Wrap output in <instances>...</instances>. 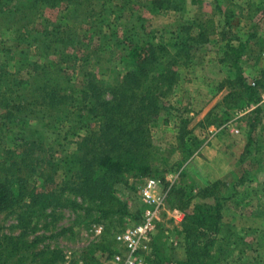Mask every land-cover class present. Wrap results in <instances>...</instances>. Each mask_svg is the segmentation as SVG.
I'll use <instances>...</instances> for the list:
<instances>
[{"label": "rangeland", "instance_id": "1", "mask_svg": "<svg viewBox=\"0 0 264 264\" xmlns=\"http://www.w3.org/2000/svg\"><path fill=\"white\" fill-rule=\"evenodd\" d=\"M148 1L107 0L110 6L101 12L96 22L99 30L92 38L89 35L90 21H95V16L88 18L85 9L89 8L92 14L98 13L102 9L101 1L77 0L79 6L67 7L65 3L51 6L49 3L36 5L33 0H11L0 10V48L6 43L17 50L25 49L31 62L37 66L47 64L51 67L49 73L53 79L61 83L59 95L64 97L63 104L54 109L48 110L42 104L41 92L26 90L25 93L27 100L38 102L31 108L33 113H26L31 117L30 124L37 126L45 142L57 150V159L66 152L71 153L78 138L97 131L98 118L90 115V102L93 98L102 102L111 100V93L100 92V89L115 86L124 75L128 67V60H123L127 51L125 39L128 33H125V28L134 16L141 14L145 19L144 31L148 35H139V38L164 45L172 54L175 52L174 36L182 25L202 23L207 39L203 45L195 44L188 65L182 63L186 56L181 58L176 68L179 81L170 95L160 94L166 89L164 85L156 89L155 95L159 97L162 109L158 118L148 124L150 149L146 162L151 169L150 174H124L116 179L113 186L115 200L107 204L105 209L109 208L105 214L96 210L95 204H88L80 198H74L80 208H49L36 216L24 218L22 223L18 221V211L1 212L0 240L6 237L32 244L26 251L10 257L9 264L21 258L28 264L44 253L56 250L61 252L59 264H64L67 259L88 256L104 261L100 258L101 246L110 244L116 231L138 221L148 208L140 197L148 179L157 181L161 201L150 249L152 254L158 251L163 264L177 261L179 250L176 248L184 249L181 223L186 213L195 204L213 203V197L217 196L225 198L224 224L234 227L236 235L243 239L238 242L241 248H247L241 254V260L237 259L236 249L233 257L221 264H264V116H259L260 123L253 134L256 143L252 146V155L239 163L244 149L234 152V148L245 146L249 119L242 114L249 109H237L234 101L227 108L222 103L230 90L228 81L234 78L230 62L223 61L225 41L235 40L233 44H236L237 39L248 40L247 56L242 59L243 74L248 82L259 80L264 70V15L261 11L253 15L256 7L264 6V0H198L195 4L184 0L181 12L167 11L155 15L144 8ZM53 28L72 30L81 43L79 49H71V45L66 47L65 63L59 64L62 58L53 54V50L60 46L58 42L53 43L50 49L43 44L26 47L17 42V38L27 36L33 30L52 32ZM52 34L53 37L57 35ZM98 34L102 37L98 38ZM180 34L187 33L183 31ZM189 34L196 36L198 29L191 28ZM251 34H256V37L250 38ZM131 41L134 43L136 39ZM2 60L0 54V62ZM87 66L103 83L94 93L82 91L85 80L79 69ZM7 71L13 75L12 80L32 77L34 85L43 82L42 77L32 71L24 70L18 75L12 66ZM35 118L39 121L33 120ZM185 120L189 134L183 145L178 135ZM120 122L128 129L127 118L122 116ZM16 142L18 139L15 137L12 142L0 135V158L5 157L7 151L16 150V144H19ZM197 146L193 155L186 158L185 151H192ZM257 147L261 149L259 153L255 152ZM253 157L257 163L252 165ZM1 170L0 177L3 176ZM61 179L59 172L55 180L59 183ZM178 189L185 194L186 200L189 198L184 211L177 207ZM204 189H208L212 197L202 198L200 192ZM178 213L180 215L176 216ZM96 222L105 226L103 235L95 236L92 231ZM173 242H178V245L173 247ZM152 258L153 262L158 261L154 255Z\"/></svg>", "mask_w": 264, "mask_h": 264}, {"label": "trees", "instance_id": "2", "mask_svg": "<svg viewBox=\"0 0 264 264\" xmlns=\"http://www.w3.org/2000/svg\"><path fill=\"white\" fill-rule=\"evenodd\" d=\"M100 1L102 9L98 13L92 14L89 8L85 9L88 11L86 12L88 18L95 16V21H90L91 38L97 34L96 30H99V23L96 22L101 12L105 7L110 6L106 3L107 0H96V2ZM10 2L11 0H0V10ZM191 2L195 4L198 0H191ZM33 3L36 5L49 3L51 6L65 3L67 7L79 6L77 0H33ZM183 3L184 0H149L144 8L153 15L167 11L181 12ZM255 7L254 5V9ZM255 10L253 15L259 11L264 15V6L260 5ZM74 11L76 12V7ZM144 22L145 19L139 14L134 16L129 26L125 28V33L128 35L125 39L127 51L123 60H128V67L115 86H109L105 90L101 88L102 81L96 79L95 73L89 70L88 66L86 69L84 67L79 69L83 72L85 80L82 85L83 92L94 93L101 88L100 92H109L112 97L111 100L104 102L95 101L93 98L89 113L93 118H98L97 131L78 138L75 149L71 153L62 154L58 159L56 158L57 150H54V147V149L51 148L50 143L45 142L37 126H31V117H28L26 113H33L31 108L38 102L27 100L25 93L26 90L34 91L33 93L41 92L42 104L48 110L54 109L63 104L64 97L59 95L62 90L61 83L53 79L52 74L49 73L51 67L47 64L37 66L36 63L31 62L25 49L17 50L16 47L7 46L6 43L1 44L0 54L3 60L0 62V111L3 112H0L2 121L0 135L6 136V139L12 142L15 137L18 139L16 143L19 144H16V150L7 151V155L0 158V166L3 167L2 170L0 169L3 174L0 177V213L18 211V221L22 223L24 218L36 216L49 208H80L74 199L80 198L83 201L86 200L88 204H95L96 210H101L105 214L109 208L105 209L107 204L115 200L113 186L116 179L124 174L139 176L150 174L151 169L146 162L150 149L148 124L158 118L159 111L162 109L161 101L155 95L156 89L164 85L166 89L160 94L170 95L179 81L176 68L181 63V58L186 56L182 63L188 65L195 44L203 45L207 43V40L206 29L202 23L193 22L192 26L182 25L174 36L175 52L172 54L164 45L144 42L139 38V35H148L144 31ZM191 28L198 29V34L194 37L189 34ZM52 30V32L33 30L27 36L17 38V42L25 44L26 47H38L43 44L47 46V49L58 42L60 46L53 50V54L62 58L59 64L65 63L66 47L71 45V49H79L81 43L72 30L62 28ZM183 31L187 34H180ZM52 33L57 35L53 37ZM254 35L251 34L250 38ZM101 37V34H98V38ZM133 38L136 39L134 43L131 41ZM248 43V40L237 39L236 44H232L230 40L225 42L223 49V61L230 62L234 78L228 81L230 90L222 103L227 108L230 107V102L234 101L237 109H249L244 113L245 118L249 119V127L245 134L246 143L239 163H243L248 156L252 155V146L256 143L253 134L260 123L259 116L261 114L264 116V102L261 103L262 95H264V71L260 73L259 80L254 86H251L243 74L242 59L247 54ZM9 66L15 67L18 75L24 70L38 73L43 82L40 85H34L32 77L18 80L16 77L12 80L10 78L13 75L7 71ZM14 87H16L15 90ZM122 116L128 120V129L124 123L120 122ZM33 120L39 121L36 118ZM11 128L17 130L13 131ZM52 133L55 134V131ZM188 134L185 120L179 127L178 135L183 145ZM198 146L188 152L184 149L186 158L192 156ZM260 150V147H257L255 152L259 153ZM256 161L257 159L253 157L252 165L257 163ZM59 172L62 174V179L57 183L55 177ZM178 193L177 207L184 211L187 209L189 198L186 200L185 194L179 189ZM200 196L207 198L212 197V194L208 192V189H204L200 192ZM224 202L223 197H213V203L195 204L192 210L186 213L181 223L185 258L174 261L172 264H221L228 262L236 249L237 259L241 260V254L245 253L247 248H241L238 242L241 243L243 239L236 235L234 227L224 224ZM95 224L102 225L99 222ZM102 228L105 229V226ZM104 229L102 235L105 232ZM121 230L113 234L110 244L101 246L100 258L104 261L109 260L117 252L114 235ZM0 241V264H9L10 257L32 246L31 243L6 237ZM152 255L158 261L153 262L151 258L150 264H163L164 260L158 251L154 254L151 252V257ZM61 260V252L56 250L44 253L28 264H59ZM99 260L91 256L79 259L81 264H99ZM26 261L21 258L14 264H27Z\"/></svg>", "mask_w": 264, "mask_h": 264}, {"label": "built area", "instance_id": "3", "mask_svg": "<svg viewBox=\"0 0 264 264\" xmlns=\"http://www.w3.org/2000/svg\"><path fill=\"white\" fill-rule=\"evenodd\" d=\"M251 86L255 85L250 80ZM158 184L156 180L148 179L140 192V197L148 208L142 212L140 219L131 222L120 232L114 235V244L117 252L99 264H150V242L155 230V221L160 212L161 201L158 197ZM178 213L176 216H179ZM95 236L102 234L100 225L93 226ZM64 264H81L79 260L67 259Z\"/></svg>", "mask_w": 264, "mask_h": 264}, {"label": "crops", "instance_id": "4", "mask_svg": "<svg viewBox=\"0 0 264 264\" xmlns=\"http://www.w3.org/2000/svg\"><path fill=\"white\" fill-rule=\"evenodd\" d=\"M259 33H262V31H259ZM257 35H259L260 36V34H257ZM256 37V34L254 35V37L253 38H255ZM207 40V39H206ZM244 41V40H243ZM226 42V41H225ZM224 42V43H225ZM233 43H235V40L234 41H232V44ZM222 55H224V52H223V54ZM247 56V55H246ZM262 56L264 57V53H262ZM244 58V57H243ZM251 60H253V58L251 59ZM250 60V61H251ZM264 70H262L261 72H263ZM243 112H241L240 114H242ZM245 113V112H244ZM244 113L242 114V115H244ZM244 146V145H243ZM240 148L241 149H244V147H242V146H236L235 148H234V152H237V151H241L240 150ZM240 153H242V152H240ZM239 153V154H240ZM227 162H228V160H227ZM174 243V245H173V247H176L177 245H178V242H173ZM177 250H179V251H177L178 252V260H184V258H185V253H184V249H182V250H180V248H176Z\"/></svg>", "mask_w": 264, "mask_h": 264}]
</instances>
